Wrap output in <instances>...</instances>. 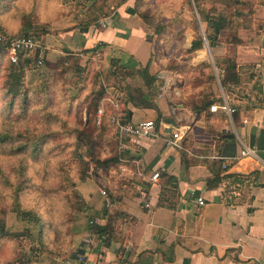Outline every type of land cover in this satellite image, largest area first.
Wrapping results in <instances>:
<instances>
[{"label":"crops","instance_id":"1","mask_svg":"<svg viewBox=\"0 0 264 264\" xmlns=\"http://www.w3.org/2000/svg\"><path fill=\"white\" fill-rule=\"evenodd\" d=\"M244 2L252 9L245 18L253 38L246 42L242 36L246 41L237 48L241 84L231 85L228 92L221 83L224 74L219 79L215 74L196 95L213 101L211 106L226 102L236 110L232 116L223 110L213 113L211 106L194 111L177 89L172 96L174 78L157 74L155 40L127 6L106 21L108 27L72 30L54 40L55 48L82 58L101 53L109 69L114 60L135 69L150 64L151 74L157 75L155 108L134 107L120 85L106 87L108 100L117 104L121 119L130 112L131 124L163 122V133L183 134L179 148L168 147L162 138L125 139L122 167L104 182L109 197H102L95 182L84 184L95 225L108 224V202L126 217L114 220L117 239L106 247L88 229L87 216L74 259L81 257L86 264H264V0ZM100 44L106 46L96 54L84 53ZM196 61L199 66L207 60ZM161 80H166L164 89ZM240 142L253 154L242 157ZM155 174L160 175L157 181Z\"/></svg>","mask_w":264,"mask_h":264},{"label":"rangeland","instance_id":"2","mask_svg":"<svg viewBox=\"0 0 264 264\" xmlns=\"http://www.w3.org/2000/svg\"><path fill=\"white\" fill-rule=\"evenodd\" d=\"M120 1L0 0V36L35 35L41 44L40 54L46 55L42 65L38 62L26 74V97L6 95L5 69L9 63H1L0 67V137H9L6 142L0 141V215L15 233L4 242L0 240V264H64L65 260H73L81 248L80 242L84 238L81 228L88 215L67 208V201L74 197L71 183L84 197L83 192L87 190L84 184H92L90 181H93L102 197H109V189L104 182L122 166L111 169L108 174L99 169L100 174H96L94 163H90V178L82 182L80 171L83 165L75 158L76 139L70 130L72 127L79 128L85 132L86 140L90 138L93 128L100 125L98 114H89L88 111L94 98L93 92L101 86L120 85L124 88V84L128 83L112 74L109 66L102 62L101 53L82 58L72 51L68 53L62 48H55L54 40L72 30L79 31L81 28L77 26L93 10L116 8ZM203 3L208 10L218 2L207 0ZM218 5V8H224V5ZM124 6L153 17V27L148 30L155 40L156 72L173 76L174 81L169 84L173 97L175 89L177 96L184 101L190 95H198L199 89L205 88L206 80L214 78L216 74L218 68L214 59H218L217 54L225 53L221 57L225 58L231 53L227 37L221 39L217 47H212L207 41L194 0H129L121 7ZM121 7H117L115 13ZM237 24V34L241 31L247 42L253 38L245 17L237 20ZM157 26L165 28L163 36L159 38L155 34ZM199 34L205 39L204 47L190 52ZM49 46L56 51L54 48L49 50ZM198 58H206L207 61L196 66ZM136 81L129 84L134 85ZM161 81L164 89L166 80ZM158 91L162 92L160 88ZM101 132L103 141L96 151L100 157L107 158L117 150L114 138L123 152L119 139L111 130L104 132L96 129L95 140L99 141ZM42 138L44 142L33 152L32 146ZM21 182L23 206L36 210L44 220L42 243L40 239L23 235L24 224L12 211V194Z\"/></svg>","mask_w":264,"mask_h":264},{"label":"trees","instance_id":"3","mask_svg":"<svg viewBox=\"0 0 264 264\" xmlns=\"http://www.w3.org/2000/svg\"><path fill=\"white\" fill-rule=\"evenodd\" d=\"M129 0H121L118 8L124 5ZM207 0H194L198 12L201 16V21L204 26L205 37L209 43L213 46H216L218 42L227 37V43L229 48L232 49L230 55L226 56L223 59L216 60L217 67L225 70L224 75L221 77V83L223 88L229 92L231 85L241 84V74L239 73L240 67L236 60L237 48L245 43L246 38L242 37L241 31L237 34L239 24H236L237 20L246 17V12H252L249 3L244 2V0H217L221 5H224V8H218V3L206 10V6L203 2ZM190 3V2H189ZM231 6V7H228ZM96 7V5L94 6ZM106 9H97L93 10L90 14H87L84 22H81L78 28H90L91 26L96 25L102 19H107L115 14V10L118 8ZM246 11V12H245ZM136 13L147 28L153 27V17L149 13H145L139 10H136ZM243 16V17H242ZM24 30H27L25 28ZM165 28L163 26H157L155 28V34L159 37L163 36ZM236 31V32H235ZM8 35V34H6ZM5 34L0 36V67L1 63L8 62L9 66L6 67V79L4 82V90L6 95L13 98L26 97L25 94V78L28 71L32 70L36 66L40 59V50L35 52L23 53L20 55L19 62L17 65H13L10 62L7 49L11 43L21 36H12ZM22 36L33 37L39 41L38 37L32 34H24ZM40 42V41H39ZM247 42V41H246ZM106 44H100L93 49L86 50L84 53H93L96 54L102 47H105ZM204 47V40L199 34V37L193 42L190 52H196L202 50ZM66 51L71 53L70 50ZM69 59V58H67ZM211 67V66H210ZM209 67V68H210ZM183 68V67H182ZM168 69V68H167ZM110 71L114 76H117L120 80L128 84H124V90L127 92L128 101L134 105V107L143 109V108H155L156 104L152 98V91L154 90L157 83V75H153L150 72V64L146 67H141L140 69H135L127 66H121L118 61H112L110 64ZM79 72V70H78ZM210 79V77H208ZM133 80H137L140 83V86L130 85ZM122 82V81H121ZM207 82V80H206ZM128 85L130 87H128ZM93 99L88 108L89 114L97 115L100 109H103L104 113L100 120V125L93 128L90 138L87 140L85 132L79 128L72 127L71 135L75 136V158L83 165V170L80 171V180L86 182L90 178L89 170L90 163H94L96 174L99 173V169H103L106 174L110 172L113 168H119L123 164L124 152L119 150V142L116 138L115 144L118 147L113 155L102 158L97 154V148L100 149L101 140L103 141V133L101 132L98 135L99 141L95 140V130L98 131H107L111 130L115 132L116 126L112 123V119L115 115L118 114V110L108 102L109 95L104 86H101L97 91L93 92ZM186 104L190 106L194 111H204L207 107L211 106L213 101L203 102L199 98L194 96H189L185 99ZM202 102V105H201ZM124 119L121 121L125 124L129 123L130 112H126ZM98 121V119H97ZM115 137V136H114ZM8 136L0 137V141H8ZM44 142V138L38 139L36 144L32 146L33 152L36 151L39 146ZM24 147H27L25 145ZM88 159V161L86 160ZM211 185V182H209ZM71 187L74 190V197L70 201H67V208L71 211H79L86 213L90 218V223L88 229L92 231L97 238L108 247L116 236L114 220L120 217H126L124 214L116 211L115 209H110L112 206L107 207L108 209V224L106 226H97L95 225L93 218L91 216V210L88 206L85 198L78 191L75 190V184L71 183ZM23 186L22 182L14 189L12 194V211L16 214L17 219L20 223L24 224L23 235H28L30 237H35L40 239L42 243L41 229L44 225V220L42 216L34 209H27L23 206L21 200V192ZM4 214V213H3ZM15 235L10 228H8L5 219L0 215V240L5 241L6 239Z\"/></svg>","mask_w":264,"mask_h":264},{"label":"built area","instance_id":"4","mask_svg":"<svg viewBox=\"0 0 264 264\" xmlns=\"http://www.w3.org/2000/svg\"><path fill=\"white\" fill-rule=\"evenodd\" d=\"M38 49L41 50V44L36 39H34L33 37L21 36L11 43V45L7 49V53L11 64L17 65L21 54L28 52H35ZM43 58H44L43 54H40V59H39L40 65H42L43 63ZM224 73H225L224 70L220 72L216 70L217 78L219 79L220 75ZM108 101L111 102V104L116 109H118L117 104L113 100H108ZM210 110L213 113H217L219 110H223L231 116L236 112V110L232 109L226 102L223 106H218V105L211 106ZM103 113H104L103 109H100L98 112V123H100ZM112 123L116 126L115 134L119 139L122 148L125 147L124 140L127 138H137V137L148 138V139L162 138L168 147H175V148H179L181 146V141L183 140V134L179 130L173 131L169 134L163 133L160 130V126L164 125L163 122L158 123L156 121H145L137 125L131 123L125 124L121 121L120 117L117 114L113 117ZM240 144L242 147V151H241L242 157L253 154V152L249 148H247L246 145H244L242 142H240ZM159 176H160L159 174H155L153 176V180L157 181ZM103 195L105 196L106 192H104ZM199 204L204 205L205 202L200 199ZM110 205L111 203L108 202L107 207H109ZM64 264H86V263H84L83 258L78 257L73 260H65Z\"/></svg>","mask_w":264,"mask_h":264},{"label":"water","instance_id":"5","mask_svg":"<svg viewBox=\"0 0 264 264\" xmlns=\"http://www.w3.org/2000/svg\"><path fill=\"white\" fill-rule=\"evenodd\" d=\"M128 13L130 14V15H136V11L134 10V9H132V8H129L128 9ZM101 25H104V26H106V27H108V24H107V22L105 21V22H98L97 24H96V26H101ZM89 31V28H81L80 30H79V32H81V33H87ZM153 36L152 35H149V38H152Z\"/></svg>","mask_w":264,"mask_h":264}]
</instances>
